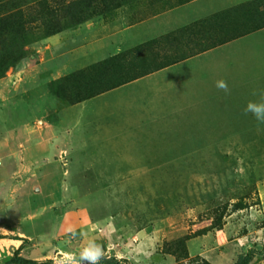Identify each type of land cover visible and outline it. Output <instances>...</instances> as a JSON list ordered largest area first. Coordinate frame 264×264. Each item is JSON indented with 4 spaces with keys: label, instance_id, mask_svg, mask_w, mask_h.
<instances>
[{
    "label": "rangeland",
    "instance_id": "rangeland-1",
    "mask_svg": "<svg viewBox=\"0 0 264 264\" xmlns=\"http://www.w3.org/2000/svg\"><path fill=\"white\" fill-rule=\"evenodd\" d=\"M260 92L264 0H0V223L7 144L58 130L63 183L22 200L26 258L95 241L122 264H264V124L244 111ZM72 205L87 228L53 237Z\"/></svg>",
    "mask_w": 264,
    "mask_h": 264
},
{
    "label": "crops",
    "instance_id": "crops-1",
    "mask_svg": "<svg viewBox=\"0 0 264 264\" xmlns=\"http://www.w3.org/2000/svg\"><path fill=\"white\" fill-rule=\"evenodd\" d=\"M20 128L21 132L16 144L17 147L13 148L7 144L11 148L10 153L12 154H10V157L15 160V164H12V169L8 170V180L3 182L2 187L4 215L8 217V222L0 223V233L5 235V237L0 238V242L4 243L5 249L12 256L17 250L21 249V256L26 258L27 254L32 256V253L27 250L31 246L30 243L32 240L38 241V238L28 237L22 226L29 225L33 228L37 222L30 224V221L27 222L25 218V221L22 222V200L52 193L63 183L64 173L58 157V130L54 131L53 140H37V136H39L36 134L37 130L33 136H30L31 140H22V126ZM10 144L12 145V143ZM2 145L6 146L5 143ZM3 155H5V152H0V156L3 157ZM22 155L30 159L28 165H24L25 168H22ZM23 169L25 170L22 171ZM73 209H75L73 205L68 207L62 218L54 223L57 227L54 229L53 237L59 232L79 233L87 228L85 226H88V222L84 217V210L76 211ZM16 210L17 212H15ZM93 226H104L103 228L107 233H113L107 227L108 225L103 222H98L97 225L94 223ZM35 227L37 228V226ZM103 252L106 253L104 250ZM106 257L109 256L106 255ZM28 259L33 260L35 258Z\"/></svg>",
    "mask_w": 264,
    "mask_h": 264
},
{
    "label": "clouds",
    "instance_id": "clouds-1",
    "mask_svg": "<svg viewBox=\"0 0 264 264\" xmlns=\"http://www.w3.org/2000/svg\"><path fill=\"white\" fill-rule=\"evenodd\" d=\"M216 87L226 93L229 91L225 80H218ZM259 96V101H249L244 111L245 114L251 113L257 122L264 124V92H260ZM102 259H104L102 245L95 241H89L81 250L79 257H76L72 253H64L63 264H100Z\"/></svg>",
    "mask_w": 264,
    "mask_h": 264
},
{
    "label": "trees",
    "instance_id": "trees-1",
    "mask_svg": "<svg viewBox=\"0 0 264 264\" xmlns=\"http://www.w3.org/2000/svg\"><path fill=\"white\" fill-rule=\"evenodd\" d=\"M14 51L16 52L17 49L15 48ZM18 52L20 53L19 51V48H18ZM19 56L18 57H21L20 54H18ZM109 62H111V60H106L104 61V63L101 64V67L104 68V71H108L107 69V66L109 64ZM12 64V61L10 60L8 62V65H11ZM100 69H98L97 71H99ZM140 77V75H133V76H130V77H125V79L120 82L121 84L122 83H126V82H129L133 79H136ZM103 91V90H102ZM101 90H96L95 92H93L92 94H90L89 96H87V98L85 99H88V98H92V97H95L96 95H99L100 93H102ZM0 238H2L0 236ZM259 255L261 257L262 260H264V248L259 252ZM256 256V252L255 251H250L248 252L247 254H242L239 256L238 260L233 263V264H250L252 259ZM122 264L123 262L121 260H112V262H109V261H105L104 259H102L100 261V264ZM5 264H50L48 262H38V261H35V260H32V259H28V258H25L23 256H21V249L17 250L13 256L5 263Z\"/></svg>",
    "mask_w": 264,
    "mask_h": 264
}]
</instances>
